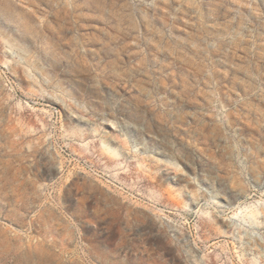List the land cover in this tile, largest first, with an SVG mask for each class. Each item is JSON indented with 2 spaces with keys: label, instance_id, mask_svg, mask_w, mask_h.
I'll list each match as a JSON object with an SVG mask.
<instances>
[{
  "label": "rangeland",
  "instance_id": "1",
  "mask_svg": "<svg viewBox=\"0 0 264 264\" xmlns=\"http://www.w3.org/2000/svg\"><path fill=\"white\" fill-rule=\"evenodd\" d=\"M0 264H264V0H0Z\"/></svg>",
  "mask_w": 264,
  "mask_h": 264
}]
</instances>
